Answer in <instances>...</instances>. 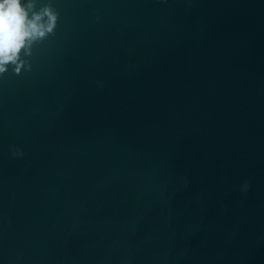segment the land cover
<instances>
[{"label": "water", "instance_id": "water-1", "mask_svg": "<svg viewBox=\"0 0 264 264\" xmlns=\"http://www.w3.org/2000/svg\"><path fill=\"white\" fill-rule=\"evenodd\" d=\"M50 2L0 77V264H264V0Z\"/></svg>", "mask_w": 264, "mask_h": 264}, {"label": "clouds", "instance_id": "clouds-1", "mask_svg": "<svg viewBox=\"0 0 264 264\" xmlns=\"http://www.w3.org/2000/svg\"><path fill=\"white\" fill-rule=\"evenodd\" d=\"M37 3L38 0H0V77L10 66L16 75L31 70L26 58L32 55L34 45L55 32L59 12L50 0L39 9Z\"/></svg>", "mask_w": 264, "mask_h": 264}]
</instances>
